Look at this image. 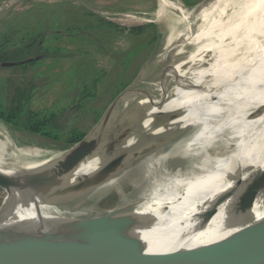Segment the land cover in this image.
I'll list each match as a JSON object with an SVG mask.
<instances>
[{
    "label": "bare ground",
    "instance_id": "bare-ground-1",
    "mask_svg": "<svg viewBox=\"0 0 264 264\" xmlns=\"http://www.w3.org/2000/svg\"><path fill=\"white\" fill-rule=\"evenodd\" d=\"M179 5L178 0H157L154 22L168 9L180 10ZM190 10L185 16L169 19L165 37L168 46L177 45L179 54L190 51L189 67L176 64L170 68L173 70L167 69L168 75L179 78L169 98L152 105L140 100L120 121L134 127L123 144L130 147L143 142L137 136L140 128L153 134L163 128H154V112L178 114L167 125L194 127L175 143L193 163L187 169L168 172L161 167L160 158L150 155L139 161L121 176L125 187L136 188L139 179L143 182L139 192L125 198L136 206L101 227L85 229L74 225L85 217L49 201L36 200L23 215L18 201L28 178L62 154L17 146L0 124V178L5 183L0 194L4 203L13 199L12 210L0 215V224L17 221L4 240L14 256L3 264H72L100 254L119 236L140 237L147 252L193 247L236 229L227 227L226 210L237 197L264 188V113L253 117L264 106V44L260 40L264 39V0H209ZM136 107L148 108L144 118ZM227 110L232 112L230 119L219 124L218 116ZM115 131L116 125L84 159L70 182L94 172L118 153L121 145L114 143ZM257 170H263L262 175L256 177ZM263 204L264 198L258 197L251 211L256 218L264 214ZM212 211L216 213L199 229L202 217ZM85 235L108 241L71 246L73 238ZM229 256L239 260L238 264H264V255L245 249H232Z\"/></svg>",
    "mask_w": 264,
    "mask_h": 264
},
{
    "label": "rangeland",
    "instance_id": "rangeland-1",
    "mask_svg": "<svg viewBox=\"0 0 264 264\" xmlns=\"http://www.w3.org/2000/svg\"><path fill=\"white\" fill-rule=\"evenodd\" d=\"M178 1L181 4L178 7L180 10L174 7L168 9L157 23L153 20L157 0H125L124 6H116L111 2L109 6L100 4L98 7L75 0L6 1V7L0 9V30L6 23L13 21L19 22V27L23 28L24 32L46 28L45 38L48 45L70 51L74 56L48 59L29 66L26 70L16 69L18 65L2 66L0 99L5 102L6 98H10L14 85L26 86L31 83L34 89L29 102L30 108L37 112H48L70 106L77 93L87 84L93 89L95 96L84 101L79 115L70 124L71 129L77 128L86 134L96 124V115L103 114L112 100L134 80L150 58L155 56L154 58L158 59L153 62V69L158 67V71L168 65H183V69L189 67L186 62L189 61L190 51L179 54L177 45L168 46L165 42L169 19L185 16L191 8L204 6L209 0H190L194 3L191 7L185 5L182 0ZM47 12L53 14L55 19L51 16L45 18ZM86 12L90 14L87 15ZM194 24H197L196 20ZM153 72L147 76L149 79L144 83L145 87L140 86L143 94L130 102L129 111L140 100H146L147 104L152 105L155 100L164 101L170 97L174 81L165 80L157 75V72ZM136 108L144 118L145 109ZM168 113L154 112L151 115L154 128L164 126L165 129L162 128L157 134H153L140 128L137 130V136L144 142H159L155 151L141 160L150 155L155 159L160 158L161 167L165 171L176 172L187 169L193 163V159L186 156L185 152L175 148V143L192 133L194 127L180 128L174 125L168 128L167 123L179 116ZM231 113V110L221 111L217 122L226 124ZM261 113H264V106L258 108L253 117H258ZM0 124L14 138L17 146H37L49 154H63L65 149L72 146L66 142L67 135L63 140L51 142L40 136L12 129L1 120ZM122 124L120 121L121 131L124 130L121 128ZM122 174L94 190L74 197L63 193L55 196L50 202L60 206L63 211L80 214L85 218L104 214L109 209L127 204L126 196L142 189L141 179L136 182V188L125 187L124 183H121ZM3 197L4 195L0 194V215L5 214L13 203V199L4 203Z\"/></svg>",
    "mask_w": 264,
    "mask_h": 264
},
{
    "label": "water",
    "instance_id": "water-1",
    "mask_svg": "<svg viewBox=\"0 0 264 264\" xmlns=\"http://www.w3.org/2000/svg\"><path fill=\"white\" fill-rule=\"evenodd\" d=\"M261 42L264 44V39ZM154 57L144 64L134 80L112 100L93 128L81 140L65 149L64 153L50 166L33 173L28 178L21 192L22 200L18 201L23 215L28 213L31 205L36 200L50 202L55 199V196L63 193H67L66 195L69 197H74L94 190L117 178L137 164L143 157L155 151L159 145L157 141H143L138 145L123 146L127 136L132 133L134 127L125 125L123 128L124 125L122 124L121 128L124 130L121 131L119 128L121 118L126 112H129L130 102L144 92L140 86L145 87L149 79L147 76L154 70L153 62L158 61ZM28 61L29 59L6 62L3 66L21 65ZM173 66L175 65H168L166 68H162L161 71H158L156 69L158 67H156L153 73L157 72V75L165 80L174 81V87L179 78L175 74L168 75L166 73L167 69ZM144 80L147 81L144 82ZM147 111L148 108L145 109V115ZM157 113L162 114L163 112ZM114 125H116L114 143L121 145L118 153L107 164L99 167L94 172L70 182L72 174L76 172L84 159L103 140ZM166 126L168 127V125ZM163 128L165 129L166 127L163 126ZM261 173H263V170H257L255 176H260L262 175ZM4 184V180L0 178V186H4ZM258 197L264 198V188L253 189L234 199L231 207L226 210V222L228 228L236 229L215 241L193 247H175L158 252H147V246L140 237L119 236L100 254L72 264H238L239 260L231 256L228 257L230 251L235 248L264 255V214L259 218L251 214ZM135 206V202L127 203L110 209L104 214L79 219L74 225L85 229L98 228L129 212ZM262 207L264 210V204ZM9 210L11 211L12 208ZM215 213V211H212L202 217L198 228H203ZM17 217L16 215V219L19 220V217ZM15 222L17 221L0 224V264L14 256L12 255L11 246L4 240L6 233ZM194 232H197V230L194 229ZM180 237H183V234L178 238ZM103 238L92 235L79 236L73 238L70 244L73 247L83 244L106 243L108 239Z\"/></svg>",
    "mask_w": 264,
    "mask_h": 264
},
{
    "label": "trees",
    "instance_id": "trees-1",
    "mask_svg": "<svg viewBox=\"0 0 264 264\" xmlns=\"http://www.w3.org/2000/svg\"><path fill=\"white\" fill-rule=\"evenodd\" d=\"M182 2L190 7L194 5L190 0H182ZM86 14L89 15L90 13L86 12ZM50 16L55 19L53 14L45 13V18ZM19 24L16 21L8 22L0 30V68L6 62L29 59L27 63L16 67V69L26 70L29 66L48 59L74 56V53L70 51L55 45H48L45 38L46 28L43 30L36 29L34 32H24ZM33 89L34 85L31 83L26 86L14 85L13 95L6 98L5 102L0 99V120L12 129L37 135L51 142L63 140L66 135V142L69 145L81 140L85 133L77 128L71 129L70 124L79 115L84 106V101L95 96L93 89L87 84L84 85L70 106L48 112H37L30 108L29 102L32 98ZM100 117L101 115L97 114L95 122Z\"/></svg>",
    "mask_w": 264,
    "mask_h": 264
},
{
    "label": "crops",
    "instance_id": "crops-1",
    "mask_svg": "<svg viewBox=\"0 0 264 264\" xmlns=\"http://www.w3.org/2000/svg\"><path fill=\"white\" fill-rule=\"evenodd\" d=\"M6 1H9V0H0V9L3 8V7H6ZM10 1H16V0H10ZM78 1V2H83V3H88L90 4L91 6L93 7H98L100 6V4H105V5H110L111 2H114V5L116 6H124L126 5V3H124L125 0H75V2ZM96 1L98 2H101V3H96Z\"/></svg>",
    "mask_w": 264,
    "mask_h": 264
}]
</instances>
